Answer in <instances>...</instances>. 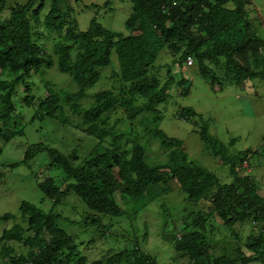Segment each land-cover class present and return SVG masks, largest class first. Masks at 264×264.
<instances>
[{
  "label": "trees",
  "instance_id": "16d2710c",
  "mask_svg": "<svg viewBox=\"0 0 264 264\" xmlns=\"http://www.w3.org/2000/svg\"><path fill=\"white\" fill-rule=\"evenodd\" d=\"M129 3L132 6L124 23L128 34L124 35L107 29L95 17L85 31H80L77 12L90 9L97 15L100 9L94 4H83V0H26L10 6L7 0H0V154L13 139L24 137L23 129L11 128L15 126L16 111L13 97L20 84L27 93L24 104L33 110L30 122L49 119L70 128L64 113L67 108L80 121L78 129H71V135L81 133L97 141L88 159L78 166H74L75 151L67 155L42 145L27 148L19 164L45 153L54 168L62 171L65 181L61 186L52 179L36 184L43 197L52 202L49 211L23 201L17 216H0V223L12 222L0 237V260L3 264H88L73 237L59 227L58 222L66 224L70 219L58 208H67V200L75 206L79 202L86 211L80 221L69 222L70 226L79 224L85 232L94 228L105 237L110 226L103 225L102 218H123L127 203L139 202L142 206L153 202L164 190L159 185L168 175L184 196L180 218L174 225L178 235L165 236L177 254L187 257L190 264H264V197L258 194L253 177L241 176L239 172L244 163L250 165L252 156H263L264 137L256 151L233 152L237 139L223 144L210 134L211 120L191 108L181 109L179 118L190 121L212 158L228 167L232 180L222 184L212 172L188 159L182 141L168 137L157 127L160 105L171 99L175 84L187 82L185 78L175 81L170 69L176 66L183 73L187 56L193 58L199 76L219 91L234 85L252 91L254 81L264 82V54L259 52L264 40L248 16L251 0ZM109 5L106 0L101 9H109ZM112 51L119 70L112 72L109 79L119 86L118 93L97 92L92 96L91 108L84 107L88 91L101 80L99 69L110 66ZM157 61L170 62L165 66L169 79L163 85L159 84L162 66ZM53 66L57 72L72 77L76 90L56 91L51 81H42V86L38 79L46 95L34 94V83H28L26 78L43 79ZM189 89L188 81L179 92L186 95ZM120 110L124 120L111 123V115ZM138 116H145L139 124L146 135L159 138L160 147L170 149L164 164H149L144 147L138 143L131 151L121 145L124 135L115 128L123 122L132 124ZM151 125H155L154 129ZM108 139V145L102 146ZM215 217L231 232L247 221L254 225L263 223L262 230L247 237L242 246L250 255L242 253L235 232L230 234L235 240L230 248H224L218 256L212 252L210 233ZM134 218L135 214L127 215L128 220ZM89 233L95 235L94 231ZM11 242L22 244L26 254L17 252L9 245ZM117 249L105 264H157L138 248L137 242L131 248Z\"/></svg>",
  "mask_w": 264,
  "mask_h": 264
},
{
  "label": "rangeland",
  "instance_id": "374dc122",
  "mask_svg": "<svg viewBox=\"0 0 264 264\" xmlns=\"http://www.w3.org/2000/svg\"><path fill=\"white\" fill-rule=\"evenodd\" d=\"M25 1L7 0V3L10 6L15 3H24ZM105 1L83 0V4L87 6L94 4L99 6L100 9L97 11V15H95V11L90 9L78 11L76 20L79 30L85 31L89 26L90 20L95 17L107 29L127 35L124 23L131 9L130 0H108L110 8L102 10L101 7ZM75 8L80 10V7ZM248 16L259 29V34L264 37V0H251ZM110 62L109 67L99 69L101 80L94 88L88 91L87 98L84 100L86 103L84 107L92 106V96L97 92L110 90L115 94L118 93L117 88L119 86L113 82L114 80L109 79L112 72L119 70L114 51L111 53ZM160 64L162 67L159 70V76L161 77L159 84L163 85L169 79L165 66L170 64V62H160L158 65ZM170 70L172 71L171 76L175 81L185 78L187 82L179 86L175 84L172 87V92L174 93H172L171 99L160 105L158 110L162 118L158 128L168 137L177 138L183 142L186 155L192 163L212 172L220 183H230L232 178L228 167H224L220 162L212 158L203 146L199 136L194 132L193 124L178 117L179 110L191 108L196 113L211 120L209 132L223 144L227 145L231 139H237L232 148L233 152L247 149L256 151L262 144L261 139L264 137V82L254 81V89L248 85L247 87L253 89L252 91L236 87L235 85L225 87L222 91H219L218 88H211L199 76L196 67L185 69L183 73H179L176 66ZM26 79L28 83H34L33 93L40 96L46 95L42 87V81H51L56 91L73 92L76 90L72 77L69 74L57 72L56 66L47 70L43 79L36 76ZM38 79L41 80L42 86H39ZM188 81L190 82L188 94L179 95L180 88L185 87ZM24 89V85L20 84L13 97V105L16 109L14 123L17 128L11 126L13 130L23 129L24 137L13 139L4 146L3 152L0 154V216L6 213L17 216L20 204L23 201L30 202L46 212L49 211L52 207V202L43 197L36 184L52 179L57 186H61L65 181L62 171L54 168V162L45 153L38 154L26 164H19L24 160L29 146L42 145L51 150H61L67 155L75 151L74 166H78L88 159L89 153L97 144V141L93 138H86L81 133L71 135V129L77 128L80 125V121L67 108H64V113L66 112L65 116L70 122L67 127L70 128L59 126L49 119L30 122L33 110L24 104L23 99L27 95ZM139 103L140 101L137 102V105ZM175 116L178 118L176 119ZM142 118H145V116H138L132 124L123 122L115 128V131L124 135L121 145L125 151H131L132 147L138 143L144 147V157L149 164L162 165L167 161V154L170 149L161 148L159 138L146 135L139 124ZM116 119L124 120L122 110L111 115V123H114ZM150 128L153 127L150 126ZM109 141L110 139L104 142L102 146L108 145ZM249 163L250 165L247 163L243 164L244 168L241 171L239 170L241 172L240 175L253 177L259 187L258 194L264 197V153L262 157L252 156ZM14 164L19 165L12 167ZM166 178L167 180L159 185L164 190H162L161 194H157L153 202L151 201L149 204L142 206L139 202L127 203L124 206L127 214L123 218H102V224L110 226L104 232L105 237L94 228H90L85 232L82 231L79 224L70 226L69 222L80 221L81 215L85 213V208L79 202L75 206L70 204V200H67L68 203L64 202L68 206L67 208L65 206L58 208L64 217L70 219L66 224L58 222L59 227L73 237L81 252V256L84 258V262L88 264L95 261H101L102 264H105L108 257L110 258L112 257L111 255L116 253L117 248H131L135 242H137L138 248L154 258L157 264H190L189 259L177 254L165 238V236H171L174 233L178 235L174 225L179 220L180 212L184 206L182 203L184 196L179 191L177 184L169 180L170 176L167 175ZM189 209L190 207L188 206L186 210L188 211ZM130 213L135 214V218L132 221L127 219V215ZM212 223L214 225L210 233L212 252L217 256L222 254L224 248L227 250L233 245L235 240L230 234H233V232L238 234L240 240L237 241V245L242 247L244 243H247L246 238L251 234L257 235L256 232L262 230L263 225V223L254 225L252 221H247L236 226L234 231L231 232L226 231L221 226L222 222L217 217ZM11 226L12 222L0 223V237L3 231ZM92 231H94L95 235L89 233ZM9 245L17 252L25 253L22 249V244L11 242ZM242 253L250 255V252L243 247ZM0 264H3V261L0 260Z\"/></svg>",
  "mask_w": 264,
  "mask_h": 264
},
{
  "label": "clouds",
  "instance_id": "9594fccd",
  "mask_svg": "<svg viewBox=\"0 0 264 264\" xmlns=\"http://www.w3.org/2000/svg\"><path fill=\"white\" fill-rule=\"evenodd\" d=\"M132 6V5H131ZM250 18V17H249ZM259 29L257 28V32H258V34L260 33L259 31H258ZM113 32H115V31H113ZM263 33H264V30H263ZM260 35V34H259ZM261 36V35H260ZM262 37V36H261ZM263 38V40H264V37H262ZM259 52H260V54H264V47H262V48H260V50H259ZM190 61V62H189ZM193 67H196L195 66V64H194V61H193V58L191 57V56H187L186 58H185V61H184V63H183V68H184V70L185 69H189V68H193ZM177 69V68H176ZM178 71V70H177ZM179 95H182V94H180V92H179ZM91 108V107H90ZM181 110H179V112H180ZM161 114V113H160ZM161 118H162V116H160ZM178 117H180L179 115H178ZM178 117H176L175 116V118L177 119ZM161 118H160V120H161ZM160 120L157 122V127H158V124H159V122H160ZM152 127H153V129H154V127H155V125H151ZM158 130H161V129H159L158 128ZM162 131V130H161ZM163 132V131H162ZM164 133V132H163ZM14 165H12V167H13Z\"/></svg>",
  "mask_w": 264,
  "mask_h": 264
},
{
  "label": "built area",
  "instance_id": "2783aa9c",
  "mask_svg": "<svg viewBox=\"0 0 264 264\" xmlns=\"http://www.w3.org/2000/svg\"><path fill=\"white\" fill-rule=\"evenodd\" d=\"M190 62V61H189Z\"/></svg>",
  "mask_w": 264,
  "mask_h": 264
}]
</instances>
